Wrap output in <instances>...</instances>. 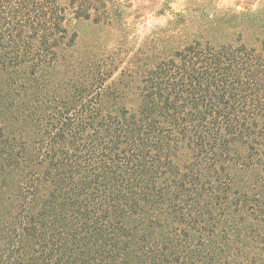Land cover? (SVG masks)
Listing matches in <instances>:
<instances>
[{"label": "trees", "instance_id": "obj_1", "mask_svg": "<svg viewBox=\"0 0 264 264\" xmlns=\"http://www.w3.org/2000/svg\"><path fill=\"white\" fill-rule=\"evenodd\" d=\"M113 2L0 0V264H264V3L113 77Z\"/></svg>", "mask_w": 264, "mask_h": 264}, {"label": "rangeland", "instance_id": "obj_2", "mask_svg": "<svg viewBox=\"0 0 264 264\" xmlns=\"http://www.w3.org/2000/svg\"><path fill=\"white\" fill-rule=\"evenodd\" d=\"M113 1V9L120 13L118 33L111 35L94 28L86 29L76 47V52L81 55L95 49L97 56L106 55L104 46L113 48L112 55L118 54L120 62L113 77L135 53L139 59L144 58L141 53H150L146 50L148 47L143 46L150 39L163 40L178 23H220L247 10L253 11L264 3V0Z\"/></svg>", "mask_w": 264, "mask_h": 264}]
</instances>
